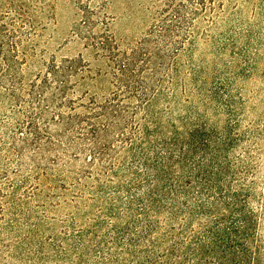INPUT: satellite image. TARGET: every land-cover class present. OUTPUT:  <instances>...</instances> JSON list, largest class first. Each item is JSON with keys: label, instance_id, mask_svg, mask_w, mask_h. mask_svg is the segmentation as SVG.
<instances>
[{"label": "rangeland", "instance_id": "obj_1", "mask_svg": "<svg viewBox=\"0 0 264 264\" xmlns=\"http://www.w3.org/2000/svg\"><path fill=\"white\" fill-rule=\"evenodd\" d=\"M30 1L37 28L34 51L23 68L25 82L52 57H78L84 69L75 95L101 99L111 90L109 67L77 29L85 15L93 22L92 33L107 29L125 49L179 0ZM204 5L195 0L198 14L189 27L194 39L183 46L186 54L173 85L150 109L165 136L177 130L183 137L197 122L216 130L233 123L241 139L231 156L251 155L255 170L247 186L255 191L248 198L254 215H241L255 233L244 239L253 248L250 254L229 264H264V0H204ZM216 88L219 95L213 93ZM20 119L13 100L0 91V264H213V259L201 263L181 253L192 235L212 227L214 220L236 216L231 209L217 204L199 215L179 203L171 209H142V192L134 187L137 180L128 165H117L111 175L102 173L96 161L91 176L82 177L74 169L83 156L70 168L43 173L48 155L34 161L25 151L21 158L11 143ZM125 155L121 151L116 162ZM127 225L133 237L142 225L147 233L130 243Z\"/></svg>", "mask_w": 264, "mask_h": 264}, {"label": "trees", "instance_id": "obj_2", "mask_svg": "<svg viewBox=\"0 0 264 264\" xmlns=\"http://www.w3.org/2000/svg\"><path fill=\"white\" fill-rule=\"evenodd\" d=\"M194 2L179 0L171 13L160 12L161 17L136 44L125 49L107 29L92 33L88 28L93 22L85 15L77 29L105 57L111 79L110 92L97 99L88 93L75 95L84 69L78 57H52L25 82L23 68L34 51L31 41L37 28L32 18L34 4L5 0L0 4V91L21 114L11 136L21 158L25 151L34 161L38 155H48L45 173L70 168L83 156V164L74 169L82 177L91 176L96 161L102 173L111 175L117 165H128L137 180L134 187L142 192V209H171L179 203L189 214L199 215L217 204L225 205L236 216L223 223L214 220L212 227L192 235L181 255L198 257L201 263L208 259L213 264L241 263L253 250L244 239L255 233L241 217L254 215L248 198H254L255 191H247L253 184L248 180L249 172L255 171L253 161L251 155L246 159L231 156L241 136L233 133L231 122L224 130L197 122L183 137L177 130L165 136L150 109L173 85L186 54L183 46L194 39L189 32L198 14ZM201 4L205 6L204 0ZM213 93L219 95V90ZM121 151L126 155L116 162ZM146 228L142 225L136 237L132 225L124 232L130 243L139 242Z\"/></svg>", "mask_w": 264, "mask_h": 264}]
</instances>
